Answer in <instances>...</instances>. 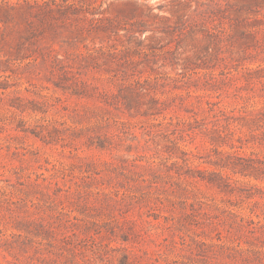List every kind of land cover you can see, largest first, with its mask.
<instances>
[{"label":"rangeland","instance_id":"374dc122","mask_svg":"<svg viewBox=\"0 0 264 264\" xmlns=\"http://www.w3.org/2000/svg\"><path fill=\"white\" fill-rule=\"evenodd\" d=\"M55 1L0 52V264H264V10Z\"/></svg>","mask_w":264,"mask_h":264},{"label":"trees","instance_id":"16d2710c","mask_svg":"<svg viewBox=\"0 0 264 264\" xmlns=\"http://www.w3.org/2000/svg\"><path fill=\"white\" fill-rule=\"evenodd\" d=\"M241 1H242L241 4H236L234 6L235 10L240 13L258 14L264 10V0H241ZM64 7H65L64 5L57 3L55 0H52V5L49 4L48 2H43V4H40L38 1L32 2L31 0H17L16 2L3 0L0 3V52H4V49H6V47L8 46L11 49L13 48V51L11 52L15 53L14 58H10L7 60L9 64L22 63L26 59L33 58L32 55H29L27 53L28 50L27 42H30L29 39L30 35L33 34L32 28L34 23L31 21V18L37 17L38 20L43 21L46 16H52L54 13H59V14L65 13ZM19 17H22L25 20L24 23L17 21ZM11 26H13L14 30L10 32H6L7 28ZM22 32L26 34L20 35L19 37L17 34ZM10 69H11L10 66L7 67L5 71L3 69H0V73L6 72L7 70ZM4 77L5 79H7L10 76H4ZM66 80L69 81L71 79H66ZM55 84H57L58 87L63 88V90H67L69 87L67 83L65 84L55 83ZM137 84H138L137 87L141 88L142 90L148 91V88L145 87L141 82H137ZM0 89L5 90L7 89V87H3L2 85H0ZM112 95L115 97L114 93ZM150 101H151L149 105V109L151 111L150 113L154 114L153 113L155 108L154 106H156L155 104H157L156 102L158 100L151 98ZM208 104L209 105L213 104L216 106L218 105V103H212L210 101H208ZM127 108L131 109L132 107H130V105L128 104ZM219 109L221 112H223V110L220 107ZM229 112L230 114H228L226 117L228 120L226 125L229 131L242 132L245 127L252 129L254 127L258 128L259 126H264V121H262V117H260L258 114L255 113L253 114V116L249 117L246 114V111L243 107L230 110ZM218 133L221 136L220 132ZM239 139H242V137L240 136ZM262 140H264V137L262 138ZM240 164L241 165H238V163H234L232 165V169L235 170L238 167L241 170L256 168L255 166H252V164L249 162H245V163L242 162ZM222 166L225 167L226 165H222ZM208 180L213 184H217L215 183L216 181L212 177L209 178Z\"/></svg>","mask_w":264,"mask_h":264}]
</instances>
